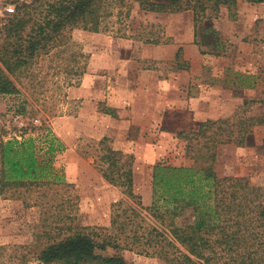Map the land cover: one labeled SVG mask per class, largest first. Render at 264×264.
I'll return each mask as SVG.
<instances>
[{
	"label": "rangeland",
	"instance_id": "obj_1",
	"mask_svg": "<svg viewBox=\"0 0 264 264\" xmlns=\"http://www.w3.org/2000/svg\"><path fill=\"white\" fill-rule=\"evenodd\" d=\"M24 1L0 0V27ZM232 12L234 19L220 7L194 36L190 11L151 13L133 4L123 21L129 26L126 37L78 32L71 45L42 54L26 71L9 76L18 93L0 95V142L32 137L42 149L49 130L65 147L52 166L68 186L1 191L0 264H38L37 247L58 240V228H100L115 235L112 220L126 216L132 220L126 235H117L125 243L152 228L171 239L148 210L152 169L158 164L197 168L188 141L176 134L195 132L204 121L261 120V125L250 122L243 146L215 147L213 172L218 179L264 187V4L238 0ZM71 67H83V74L71 77ZM103 138L132 157V193L138 200L102 177L106 164L98 143ZM190 221L187 212L183 222ZM123 260L167 264L135 250L124 251Z\"/></svg>",
	"mask_w": 264,
	"mask_h": 264
},
{
	"label": "trees",
	"instance_id": "obj_2",
	"mask_svg": "<svg viewBox=\"0 0 264 264\" xmlns=\"http://www.w3.org/2000/svg\"><path fill=\"white\" fill-rule=\"evenodd\" d=\"M264 4V0H244ZM238 0H28L15 7L0 27V95H15L17 88L10 75L21 74L40 55L71 45L78 32L111 33L126 37L128 18L133 4L145 12L176 14L190 11L194 36L198 26L215 17L226 7L229 18ZM123 15V16H122ZM118 26V27H117ZM128 37V36H127ZM147 43L149 39L145 40ZM201 46V43L195 42ZM217 46V45H216ZM216 46H213L216 48ZM62 52V51H61ZM77 54V53H76ZM71 54L79 59V54ZM201 54H214L202 51ZM76 55V56H74ZM83 67L70 68L71 77L83 74ZM72 86L71 81L67 87ZM111 109L103 113L111 114ZM114 116V115H112ZM254 119L204 121L197 131H179L176 136L187 140L186 150L194 152L197 168L169 167L161 164L152 169V204L148 209L156 221L167 229L171 239L157 228L148 235L133 234L125 243L117 235H126L130 216L112 220L115 235L100 228H58V240L39 247L38 264H126L124 251L156 256L167 264H264V187L231 178L218 179L213 172L214 149L218 145L243 146L251 134ZM254 122V121H253ZM261 125V120L254 122ZM253 123V124H254ZM238 126L237 130L232 128ZM43 148L36 147L32 137L0 142V193L4 188L66 185L52 161L64 145L49 130L45 131ZM203 143L200 144V141ZM103 138L98 144L103 154L102 177L131 198L132 157L111 149ZM193 142L195 144L193 145ZM200 144L201 146H199ZM195 146H197L195 150ZM43 150L42 154L40 153ZM190 222H183L186 213ZM125 214V213H124ZM137 217L135 211L131 213ZM125 216V215H124ZM182 219V221H180ZM68 232L64 234L63 232ZM138 243V246H135ZM132 246H135L134 248ZM141 248L140 250L137 249ZM143 247V248H142Z\"/></svg>",
	"mask_w": 264,
	"mask_h": 264
},
{
	"label": "built area",
	"instance_id": "obj_3",
	"mask_svg": "<svg viewBox=\"0 0 264 264\" xmlns=\"http://www.w3.org/2000/svg\"><path fill=\"white\" fill-rule=\"evenodd\" d=\"M14 12V10L12 9V11H10V13H13Z\"/></svg>",
	"mask_w": 264,
	"mask_h": 264
}]
</instances>
